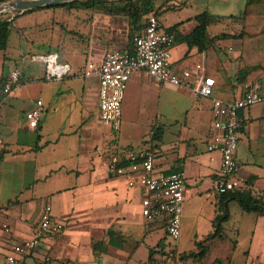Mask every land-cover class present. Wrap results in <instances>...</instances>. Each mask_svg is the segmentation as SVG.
<instances>
[{"label":"crops","instance_id":"1","mask_svg":"<svg viewBox=\"0 0 264 264\" xmlns=\"http://www.w3.org/2000/svg\"><path fill=\"white\" fill-rule=\"evenodd\" d=\"M244 2L148 0L135 32L153 13L160 29L174 33L173 65L181 68L203 57L207 70L205 51L189 45L183 36L198 24L197 15L203 11L220 16L206 25L209 36L237 32L241 25L232 15L240 14ZM31 12L36 16L33 41L44 42L43 48L29 50L30 54L21 50L14 57L7 49L0 50V78L13 67L20 72V82L0 105V147L8 149L0 160V264L13 243L31 235L46 204L63 221L64 230L56 237L44 236L27 264H88L90 257L101 264L107 256L113 264H183L179 254L195 250L196 241L205 246L203 263L264 264V212L245 209L237 198L224 201L212 189L220 152L207 148L212 133L211 97L196 94L185 85L149 84L146 74L136 70L121 102L120 127L113 130L99 118L97 78L80 75L77 70L88 56L99 61L108 48L128 49L132 44L128 15L105 8L64 13L60 8H40ZM48 30L51 34L45 36ZM214 46L235 85L236 97L243 89L236 83L241 40L217 38ZM47 54H54L57 63H68L70 72L46 79L45 60L36 58ZM29 55L35 65L22 62ZM258 80L264 92V76ZM212 93L220 97L215 90ZM37 99L42 100V113L32 128L25 112ZM139 112L144 114L140 120L143 128L150 130L149 134L159 129V139L145 137L143 145L133 139L121 142L122 120L132 121ZM239 114L237 170L231 179L264 206V100L241 108ZM113 145L118 149L147 148L155 156L157 170L183 172L180 235L168 252L169 236L162 220L146 219L141 213L140 188L128 185L126 175L107 171L106 150ZM222 207L225 216L216 227L214 220ZM186 242L192 246L182 248ZM186 263L199 264L191 258Z\"/></svg>","mask_w":264,"mask_h":264},{"label":"built area","instance_id":"2","mask_svg":"<svg viewBox=\"0 0 264 264\" xmlns=\"http://www.w3.org/2000/svg\"><path fill=\"white\" fill-rule=\"evenodd\" d=\"M173 32L160 29L153 13L146 16L142 29L132 37V48L111 47L96 61L88 56L77 72L83 76L97 78V105L99 118L113 130H118L121 120V102L130 75L142 70L149 84L170 82L189 86L193 92L211 97L213 114L212 133L207 148L218 149L220 166L213 178L212 189L220 195L232 190L236 184L231 179L237 170L235 150L238 129L242 124L241 108L264 100L262 83L247 81L241 93L233 100L213 95L214 78L206 74L204 58L195 59L190 65L176 68L171 59L174 44ZM45 60L46 79H58L70 72L68 63H57L54 54L37 57ZM20 82V72L11 68L2 79L3 92H9ZM42 100L25 112L27 124L35 128L42 113ZM106 169L113 175H126L127 184L141 190L140 208L146 219H160L166 234L177 239L180 235L181 206L184 199V174L180 170L161 171L155 168L153 152L143 147L107 148ZM5 229H8L4 224ZM64 223L51 213L46 204L31 235L12 244L3 257V264H27L29 254L46 235L59 236Z\"/></svg>","mask_w":264,"mask_h":264},{"label":"trees","instance_id":"3","mask_svg":"<svg viewBox=\"0 0 264 264\" xmlns=\"http://www.w3.org/2000/svg\"><path fill=\"white\" fill-rule=\"evenodd\" d=\"M147 1L148 0H69L52 4L36 5L14 11L11 16L9 15L6 18L0 19V50L5 51L8 47L9 35L14 28V19L23 13H28L40 8H60L63 13L68 10L80 9H87L91 12H95L97 9L105 8L113 12L125 13L128 15L130 23L128 37L132 39L133 35L136 33L135 27L137 22L144 13L142 8L147 4ZM232 17L236 18L241 25L237 32L220 33L217 36L211 37L206 31V25L212 20H218L220 16L213 17L206 11L200 12L197 15L198 24L191 32L183 36V39L189 45H196L198 50L205 51L207 65L206 74L213 76L215 81L213 91L215 90L217 94L225 100H233L235 98L233 95L235 85L230 81L220 62L218 50L214 46L215 39L233 36L241 40L236 75L237 84L244 85L247 81L258 80L264 76V0H245L244 7L240 14L232 15ZM167 31L173 32L172 29H168ZM131 48L132 44L129 45L128 50H131ZM2 79L3 77L0 78V105L4 96L8 93L2 90ZM159 137L160 130L154 129L149 136V140L159 139ZM33 148H36V145L33 146ZM7 150L8 149L4 146L0 147V160ZM220 197L224 201L228 198H237L245 209L264 212V206L261 200L252 196L248 189L240 186H235L232 190L222 193ZM223 205L224 204H222V206ZM221 209L223 212L217 213L214 220L216 227H219L220 221L225 216L224 207ZM214 233L215 230L211 232L210 235H214ZM195 243V250L179 254V259L183 260V264H187V258H191L194 262H198L199 264H226L220 260L203 263L201 258L204 255L205 246L202 241H196ZM152 251V248L149 249V254H151Z\"/></svg>","mask_w":264,"mask_h":264},{"label":"rangeland","instance_id":"4","mask_svg":"<svg viewBox=\"0 0 264 264\" xmlns=\"http://www.w3.org/2000/svg\"><path fill=\"white\" fill-rule=\"evenodd\" d=\"M6 0H0V2H3ZM13 13L11 12H0V19L6 18L9 15L11 16ZM35 13L33 12H28V13H23L19 16H17L13 23H14V28L11 30L9 39H8V47H7V53L11 56H17L21 50L27 52L29 50H37V47H40V50L43 48L44 42H35L33 41V36H35V29L33 26V21L35 20ZM51 34V31H46L45 36H48ZM44 36V33H43ZM46 45V44H45ZM44 51V50H43ZM30 54V51L27 52ZM28 55V54H26ZM23 63L27 65H35V62L32 56H25V58L22 60ZM39 62V61H38ZM18 63H21L19 61ZM155 84V83H154ZM153 85H149V88ZM147 88V87H145ZM142 106V99L141 103L139 104ZM137 118H134L132 121L129 120H122L121 123V128H120V141H126L129 139H133L132 142L135 143L137 142L139 145H143L145 140V137L149 138L150 136V130L144 129L142 122L140 120L143 119L144 114L142 112H139L136 115ZM149 131V132H148ZM168 135V133H167ZM126 139V140H125ZM167 241V246H166V251L168 252V249H172L175 246V240L172 238H166ZM189 245V246H188ZM192 246V242H186L182 244V248L190 247ZM179 247V246H178ZM181 248V247H180ZM91 262V263H90ZM88 264H98L97 263V258L90 257L87 261ZM175 261L173 262V264ZM101 264H113L111 262V259L109 256L105 257L104 260L102 261Z\"/></svg>","mask_w":264,"mask_h":264},{"label":"water","instance_id":"5","mask_svg":"<svg viewBox=\"0 0 264 264\" xmlns=\"http://www.w3.org/2000/svg\"><path fill=\"white\" fill-rule=\"evenodd\" d=\"M63 1H69V0H6L0 2V12L8 11L13 13L14 11L22 10L27 7H33L36 5H43V4H52Z\"/></svg>","mask_w":264,"mask_h":264}]
</instances>
